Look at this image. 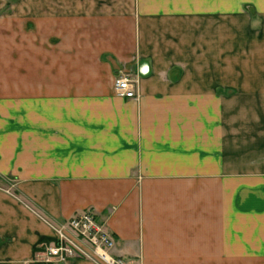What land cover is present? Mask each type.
I'll return each instance as SVG.
<instances>
[{"label": "crops", "instance_id": "crops-1", "mask_svg": "<svg viewBox=\"0 0 264 264\" xmlns=\"http://www.w3.org/2000/svg\"><path fill=\"white\" fill-rule=\"evenodd\" d=\"M87 209L127 264H264V0H0V264H97L36 260Z\"/></svg>", "mask_w": 264, "mask_h": 264}, {"label": "built area", "instance_id": "built-area-1", "mask_svg": "<svg viewBox=\"0 0 264 264\" xmlns=\"http://www.w3.org/2000/svg\"><path fill=\"white\" fill-rule=\"evenodd\" d=\"M111 88L119 97H136V73L131 69L115 71L111 76ZM104 224L87 209L71 215L58 227L52 225L53 234L40 242L36 260L48 263L79 257L91 259L97 264H125L126 258L113 252L114 239Z\"/></svg>", "mask_w": 264, "mask_h": 264}, {"label": "rangeland", "instance_id": "rangeland-1", "mask_svg": "<svg viewBox=\"0 0 264 264\" xmlns=\"http://www.w3.org/2000/svg\"><path fill=\"white\" fill-rule=\"evenodd\" d=\"M64 222V221H63ZM63 222H61V223H59V224H57V226H55V227H58V226H60ZM104 227H105V229H107V227H106V225L104 224ZM108 230V229H107ZM114 252V251H113ZM126 258V257H125ZM126 260H127V258H126ZM128 262H126L125 264H127Z\"/></svg>", "mask_w": 264, "mask_h": 264}]
</instances>
